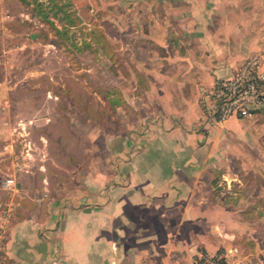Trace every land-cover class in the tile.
Wrapping results in <instances>:
<instances>
[{
    "label": "crops",
    "instance_id": "1",
    "mask_svg": "<svg viewBox=\"0 0 264 264\" xmlns=\"http://www.w3.org/2000/svg\"><path fill=\"white\" fill-rule=\"evenodd\" d=\"M95 2L103 28L79 50L100 86L67 99L84 116L67 132L71 163L45 129L27 131L41 154L28 160L17 124L34 120L0 115V264H193L231 247L236 264H264V111L205 127L199 102L201 86L264 58V0ZM38 89L19 102L59 99Z\"/></svg>",
    "mask_w": 264,
    "mask_h": 264
},
{
    "label": "rangeland",
    "instance_id": "2",
    "mask_svg": "<svg viewBox=\"0 0 264 264\" xmlns=\"http://www.w3.org/2000/svg\"><path fill=\"white\" fill-rule=\"evenodd\" d=\"M25 1L30 4L23 3L22 0H0V115L19 112L31 117L34 122L31 125L18 123V130L22 131V127H25L27 131H48L52 135L54 160L58 165L64 166L71 163L65 151L68 145L72 146L74 140L72 136H67V132L83 128L84 121L83 111L72 105L69 107L67 99L72 96L94 97L100 86L101 64L94 56L83 54L79 50L83 45L81 40L87 38L92 31L100 32L103 27L100 26L99 19L107 9L98 10L96 0H71L73 5L69 6V10H76L86 23L69 27L65 34L56 30L55 27L61 30L62 25L54 20L56 18L52 13H49V18L55 27L50 23L31 22L30 10L34 4L32 0ZM88 67L91 69L89 72L86 70ZM26 86L39 88L40 92L29 94L32 98L43 96L47 100L46 91L51 90L59 99L47 100L48 102L40 100V103L32 105L19 102L24 95V89L21 88ZM68 113H75L73 122ZM46 117L54 121L48 123ZM87 127L90 125L87 124ZM84 135L86 137L85 132L78 133L76 140L86 141ZM30 137L29 133L26 138L31 140ZM38 150L37 147L31 150L27 154L28 160L39 159L41 154Z\"/></svg>",
    "mask_w": 264,
    "mask_h": 264
},
{
    "label": "built area",
    "instance_id": "3",
    "mask_svg": "<svg viewBox=\"0 0 264 264\" xmlns=\"http://www.w3.org/2000/svg\"><path fill=\"white\" fill-rule=\"evenodd\" d=\"M200 105L204 111L205 127L224 123L232 117L251 118L264 111V58L252 55L228 78L219 80L212 86L200 87ZM22 122H19L21 124ZM23 125V124H22ZM25 140L24 154H29L35 145L27 139V130L22 127ZM16 185L14 178L2 181V187L11 189ZM9 221V212L4 211ZM237 247L224 248L215 253L200 252L193 264H236Z\"/></svg>",
    "mask_w": 264,
    "mask_h": 264
},
{
    "label": "trees",
    "instance_id": "4",
    "mask_svg": "<svg viewBox=\"0 0 264 264\" xmlns=\"http://www.w3.org/2000/svg\"><path fill=\"white\" fill-rule=\"evenodd\" d=\"M45 1H48L47 3ZM23 3L30 4L25 0H22ZM34 4L31 8V14L35 16L40 22L53 24L52 20L49 18V13H52V16L56 18L62 25L61 30L57 27L56 30L58 33H68L69 27L76 26L82 22L81 18L75 11L69 10V2H63L62 0H32Z\"/></svg>",
    "mask_w": 264,
    "mask_h": 264
}]
</instances>
